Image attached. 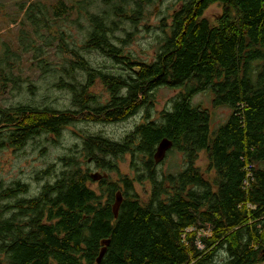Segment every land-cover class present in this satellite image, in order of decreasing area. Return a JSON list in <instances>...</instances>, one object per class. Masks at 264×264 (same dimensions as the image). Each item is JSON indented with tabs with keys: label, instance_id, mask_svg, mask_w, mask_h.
I'll return each instance as SVG.
<instances>
[{
	"label": "trees",
	"instance_id": "obj_1",
	"mask_svg": "<svg viewBox=\"0 0 264 264\" xmlns=\"http://www.w3.org/2000/svg\"><path fill=\"white\" fill-rule=\"evenodd\" d=\"M99 2L107 3L33 0L24 5L19 23L32 29L20 27L14 43L1 42L2 84L19 81L15 71L26 54L36 69L52 71L43 58L49 55L46 48L68 34L49 29L47 14L65 20L74 12L71 22L84 16L88 27L81 50L104 53L122 70L93 68L64 39L66 46L60 42L58 50L60 60L68 63L63 68L72 80L64 82L71 87L77 111L21 103L0 106V148L19 149L43 132L58 135L81 111L93 121H120L142 105L148 113L156 87L182 90L156 120L136 124L120 140L85 136L84 158L96 171L116 167L110 158L127 153L133 167L141 161L146 175H122L120 185L108 173L92 180L90 169L82 170L77 160L64 157L65 168L34 195H22L27 185L19 180L0 182V264H263L264 0H179L150 60H134L114 45L107 13L90 10L100 9ZM149 2L136 0L128 19L135 21ZM213 3L219 11L209 20L203 11ZM123 5L120 0L115 9ZM73 69L83 70L85 80H77ZM95 77L108 94L101 105L87 91ZM202 90L210 91L213 106L230 110L213 129L210 111L189 99ZM163 137L171 141L166 153L181 154L182 167L162 175L152 170V155ZM200 153L206 158L204 169L195 165ZM141 178L151 186L144 200L132 191ZM117 190L121 201L114 216ZM220 250L226 259L217 262Z\"/></svg>",
	"mask_w": 264,
	"mask_h": 264
},
{
	"label": "rangeland",
	"instance_id": "obj_2",
	"mask_svg": "<svg viewBox=\"0 0 264 264\" xmlns=\"http://www.w3.org/2000/svg\"><path fill=\"white\" fill-rule=\"evenodd\" d=\"M33 0H0V56L2 53L1 42L9 40L14 43L17 31L20 27L32 29L25 23L20 25L19 20L23 19V7ZM54 2L55 0H41ZM67 5L74 4L75 0H63ZM125 5L119 8L120 0H106L107 3L99 2V7H90L91 11H98L100 15L106 12L110 21L108 25L112 27L111 40L115 46L122 50V54H130L134 60H150L154 57L155 51L163 38L164 29L169 24L170 14L173 9L178 7L179 0H150L142 7L141 14L133 21L128 19L131 16L130 9L134 8L136 0H123ZM117 8V9H115ZM102 10V12H100ZM219 11V6L215 3L209 5L204 11L203 16L212 19ZM77 15V14H76ZM73 12L68 19H52L46 15L49 29H61L68 34L62 35V39H53L48 50L47 57L44 56L45 62L49 64L52 71L45 72L36 69L29 55L22 58L21 65L15 71L19 73V81L1 83L0 82V106L6 108L18 104H28L30 106H44L63 112L72 113L77 111L73 106V94L71 87H66L64 81H71V76L63 67H67V61L60 60L61 47L60 42L65 47L67 43L78 50L84 56L86 62L90 63L93 68L116 72L122 70L119 66L108 58L104 53L91 51L83 52L81 47L84 41V29L88 23L84 16H79L76 22L70 20L76 17ZM45 35L46 29L41 30ZM65 39L66 45L63 40ZM39 39L37 42L42 43ZM16 44V43H15ZM59 45V46H58ZM19 64V62H18ZM106 67V68H105ZM49 68V67H47ZM73 75L77 80L83 81L86 73L80 69H73ZM74 86L76 83L74 82ZM182 88L158 86L152 92L151 106L146 112L144 105L130 116L120 121H93L84 117L81 111L74 115L73 119L64 124L54 135L50 132H43L27 139L24 146L15 149L14 147L4 145L0 148V182L6 184L12 180H19L27 185V192L24 196L34 195L39 187L48 180H52L60 170L65 168L64 157H72L82 170L88 168L90 171H96L99 168L89 159H85L84 141L85 136L100 134L112 140H120L126 133L131 131L138 123L147 120L157 119L159 111L168 109L171 105V99ZM87 91L94 96L93 103L96 105L104 104L107 101V91L105 85L100 79L94 78L93 82L87 87ZM109 99V98H108ZM190 101L193 104H200L210 111L211 129L223 122L230 112L227 106H213L211 93L208 90L195 91L190 95ZM69 110V111H68ZM142 160L146 156L141 155ZM116 162V167L110 170L101 171L108 173L111 180H115L120 185L122 175L133 176L140 174L146 175L141 167V161L132 166V161L127 153L120 155L118 158L111 157ZM206 158L202 153L195 160V165L205 168ZM182 156L179 152H167L163 159L152 167L157 174H166L181 169ZM90 185L96 186V182H90ZM120 187V186H119ZM151 189L150 182L146 178H141L139 182L134 181L132 191L138 194L139 198L144 200L148 191ZM224 251H218L215 257L217 262L226 259Z\"/></svg>",
	"mask_w": 264,
	"mask_h": 264
},
{
	"label": "water",
	"instance_id": "obj_3",
	"mask_svg": "<svg viewBox=\"0 0 264 264\" xmlns=\"http://www.w3.org/2000/svg\"><path fill=\"white\" fill-rule=\"evenodd\" d=\"M170 146H171V141H169L167 138L163 137L159 140L153 152V155H152L154 163H158L159 161L163 159L167 149ZM89 176L91 177L92 180H97L100 177H106L107 175H106V172L93 171V172H90ZM120 201H121V193L119 190H117L114 194V201L111 205L114 216L116 215ZM101 243L106 244L107 240H102ZM103 252H104V247L100 249L97 255L96 261H98L101 258Z\"/></svg>",
	"mask_w": 264,
	"mask_h": 264
}]
</instances>
